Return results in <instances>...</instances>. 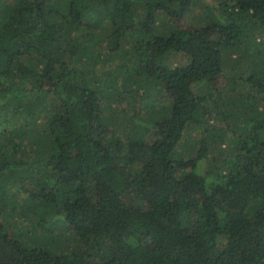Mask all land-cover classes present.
Instances as JSON below:
<instances>
[{
  "label": "trees",
  "instance_id": "16d2710c",
  "mask_svg": "<svg viewBox=\"0 0 264 264\" xmlns=\"http://www.w3.org/2000/svg\"><path fill=\"white\" fill-rule=\"evenodd\" d=\"M0 264H264V0H0Z\"/></svg>",
  "mask_w": 264,
  "mask_h": 264
},
{
  "label": "rangeland",
  "instance_id": "374dc122",
  "mask_svg": "<svg viewBox=\"0 0 264 264\" xmlns=\"http://www.w3.org/2000/svg\"><path fill=\"white\" fill-rule=\"evenodd\" d=\"M210 2H211V0H209ZM214 2H215V0H214ZM201 8H199L198 10H200ZM197 15V13L195 12L192 16H190V17H187L186 18V24L187 25H189V26H191V27H194V26H196L197 25V22H198V24L199 25H204V21H203V19H201L200 21H199V19H197V18H192V17H194V16H196ZM203 18V17H202ZM238 84V83H237ZM235 85V84H234ZM232 86H233V82L232 83H230V88H232ZM242 86V85H241ZM240 87V86H239ZM187 145H189L190 143H191V140H189V141H187ZM225 148H226V145L224 146ZM226 150V149H225ZM220 168H222V166L220 167ZM223 170V172H224V168L222 169ZM221 174H222V172H221Z\"/></svg>",
  "mask_w": 264,
  "mask_h": 264
}]
</instances>
